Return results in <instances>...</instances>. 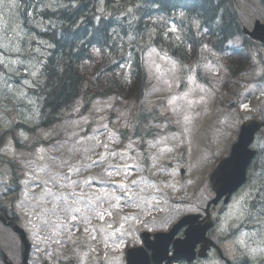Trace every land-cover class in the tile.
Instances as JSON below:
<instances>
[{
    "label": "rangeland",
    "instance_id": "obj_1",
    "mask_svg": "<svg viewBox=\"0 0 264 264\" xmlns=\"http://www.w3.org/2000/svg\"><path fill=\"white\" fill-rule=\"evenodd\" d=\"M16 3L17 7H11L5 0L0 5V205L16 212L32 240H37L40 231L48 235L64 232L71 241L72 258L83 262L86 256L94 264H124L122 251L137 241L134 228L168 229L183 215L206 207L212 197L209 176L228 154L242 122L255 111L264 121V46L257 43L236 51L247 55L246 69L238 76H232L226 60L220 62L224 52L205 47L199 62L191 60L198 65L187 64L184 70L177 60L153 47L144 53L141 85V75L132 65L134 52H127L128 39L119 38L115 50H94L95 60L82 64L86 91L73 106L39 125L40 84L49 44L38 30L55 24L46 22L41 13L59 9L68 0ZM236 6L248 29L257 21L264 22L262 0H236ZM154 20L181 38L175 23L163 16ZM241 41L233 39L232 49L243 47ZM16 47L19 52L13 51ZM112 59L119 63L116 74L97 71ZM233 70L239 69L234 66ZM117 82H121L119 88ZM140 87H144L142 99L136 91ZM258 88V94L241 103L249 90ZM142 106L149 114L157 110L161 121L148 120L144 127L142 117L147 116H141ZM136 124L143 134L151 128L159 131L145 137L144 143L141 136H125ZM257 138V147L264 150V128ZM14 173H18L16 178ZM250 174L251 180L232 200L235 212H229L223 224L228 229L244 224L243 234L236 235L240 241L252 229L245 256L263 259L264 223L255 224V219L264 220L260 212L264 204L261 195L259 205L251 199L261 177L256 170ZM104 192L123 199L104 197ZM96 196L103 206L92 205L93 211L89 205ZM241 209L246 214L230 224L227 218L241 214ZM185 222L181 229L186 232L198 229L196 221L192 228L187 219ZM185 238L186 234L181 239ZM235 246L228 240L223 249L235 256ZM22 252L18 235L0 222V264H4L5 253L9 260L21 261ZM35 255L32 253L34 259Z\"/></svg>",
    "mask_w": 264,
    "mask_h": 264
},
{
    "label": "trees",
    "instance_id": "obj_2",
    "mask_svg": "<svg viewBox=\"0 0 264 264\" xmlns=\"http://www.w3.org/2000/svg\"><path fill=\"white\" fill-rule=\"evenodd\" d=\"M41 15L46 22L51 20L55 24H50L47 30H38L49 44L40 84L39 125L60 117L86 91L81 66L85 61L95 60L94 50H115L120 39H128L127 52H134L132 65L140 73L139 81L143 85V57L152 46L186 69L187 64L195 63L191 60H200L206 46L215 52H225L229 49L228 42L239 33L246 36L241 29L236 0H69L64 7L45 9ZM157 16L175 23L181 38L155 23ZM246 41L254 44L247 37ZM118 65L112 59L97 71L116 74L114 69ZM234 66L238 67L237 72ZM227 67L231 68L232 76H238L246 61L229 63ZM120 83L117 82L118 88ZM143 90L144 87L136 90L140 99ZM141 109V116L148 115L144 106Z\"/></svg>",
    "mask_w": 264,
    "mask_h": 264
},
{
    "label": "flooded vegetation",
    "instance_id": "obj_3",
    "mask_svg": "<svg viewBox=\"0 0 264 264\" xmlns=\"http://www.w3.org/2000/svg\"><path fill=\"white\" fill-rule=\"evenodd\" d=\"M24 3H26V0H24ZM256 113L258 114V116H260V112ZM256 116L257 115L254 114L252 117ZM255 149L257 152L262 153V150L259 147ZM258 164L261 167L262 165H264V160H259ZM254 165L255 163L252 165V167ZM259 172L261 173V170H259ZM262 191L263 185L259 186V189L255 188L252 191L253 195L251 196V199L253 201H257L258 205L260 201V199L258 200V197H260V195L263 199L261 201V204H264V194L262 193ZM211 192L213 198L215 196V192L213 191L212 187ZM234 196L235 194L232 195V197L228 199L227 202L225 201V198L221 199L217 205H211L208 211L206 210V207L199 206V216L196 219L198 225L203 226L205 224H212V226L207 229L205 236L203 234L198 235L199 237H208L213 242L214 246H210V248L206 252L200 253L201 249L203 248V242H205V240H198L194 261L188 264H264V257L263 259H261L260 257L257 259H252L248 255L247 257L245 256V251H247V249L243 248L241 245H238L240 240H238L237 236H235L237 233V229H234L232 226L230 229H225V226L223 224L226 216L225 212L226 209L230 207V203L232 202ZM250 227H252V225ZM184 231L185 229H183V232H180L178 235L183 237ZM238 232H241L240 229H238ZM228 240H233V245L236 244V246H238L237 248L236 246L233 248L235 256H232L230 253H228V251L223 249V244ZM69 260V258H66L65 261H62L60 264H69Z\"/></svg>",
    "mask_w": 264,
    "mask_h": 264
},
{
    "label": "water",
    "instance_id": "obj_4",
    "mask_svg": "<svg viewBox=\"0 0 264 264\" xmlns=\"http://www.w3.org/2000/svg\"><path fill=\"white\" fill-rule=\"evenodd\" d=\"M246 34L250 35L253 38L259 39L264 42V24L260 21H257L254 27V30L250 32L249 30H244ZM261 127V124L257 120H249L243 123L241 128V133L239 136L238 142L234 145L231 156L222 160L219 166L215 169L213 174L210 177L212 185L214 189L217 191V198L214 199V203L218 201L224 194H226V198L237 189L244 181L246 175V167L249 164L250 159L254 155V151L250 150L249 145L254 138L255 132ZM238 165V167H236ZM184 222H180L176 227H180ZM198 229L194 233H197ZM188 238L183 241H177L175 243V252L178 256V251L184 246L187 240L190 239L191 234L190 231L187 232ZM172 236L168 238L157 237L154 241L156 244L153 247L155 252H163L166 253L168 249L169 243L171 241ZM23 242L27 244L26 239L23 237ZM28 246L26 248V251ZM186 250V249H185ZM189 250V249H188ZM182 256L190 257L191 255L183 254ZM7 264H12L8 262Z\"/></svg>",
    "mask_w": 264,
    "mask_h": 264
},
{
    "label": "snow or ice",
    "instance_id": "obj_5",
    "mask_svg": "<svg viewBox=\"0 0 264 264\" xmlns=\"http://www.w3.org/2000/svg\"><path fill=\"white\" fill-rule=\"evenodd\" d=\"M4 2H5V0H0V5L4 4ZM8 2H9V6H11V7H17L18 6L17 3H16V0H8ZM13 51L19 52L20 49L18 47H16V48H13ZM2 63H3V59H0V64H2ZM25 71H27V69H25ZM36 74H37L36 72H32V75L33 76H36ZM25 83L27 84L28 81L26 80ZM244 107H246V105ZM133 183H135V182L133 181ZM103 196L104 197L114 196V198L117 201H120L121 199H123V197H121V196H115L114 194H110L108 192H104L103 193ZM241 199H243V197H241ZM100 201H101V197L100 196H96L95 200H93V201L90 202L89 209L90 210H93V211L95 210V208H93L92 205H97L98 207H102L103 205L98 203ZM237 203H239V201H237ZM75 211L79 212L80 209H75ZM104 211L107 212V209H104ZM260 212H261L262 215H264V208H261L260 209ZM98 214L100 216V219H103L104 218V214L103 213H98ZM245 214L246 213H245L244 209H241V216H243ZM108 215H111V213L108 212ZM73 219H75V217H73ZM257 222L258 223H264V220H258Z\"/></svg>",
    "mask_w": 264,
    "mask_h": 264
},
{
    "label": "bare ground",
    "instance_id": "obj_6",
    "mask_svg": "<svg viewBox=\"0 0 264 264\" xmlns=\"http://www.w3.org/2000/svg\"><path fill=\"white\" fill-rule=\"evenodd\" d=\"M68 3H69V0H68ZM66 5V4H65ZM65 5H62L61 7H64ZM46 56H47V54H46ZM46 56H45V59H46ZM43 81V78H42V80H41V82ZM236 167H238V165L236 166ZM133 264H138V262L136 261V260H134L133 261Z\"/></svg>",
    "mask_w": 264,
    "mask_h": 264
}]
</instances>
